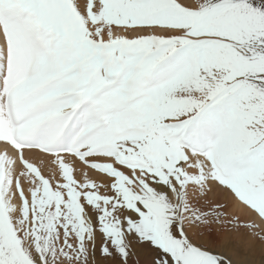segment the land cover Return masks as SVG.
I'll return each instance as SVG.
<instances>
[{
  "label": "snow or ice",
  "instance_id": "1",
  "mask_svg": "<svg viewBox=\"0 0 264 264\" xmlns=\"http://www.w3.org/2000/svg\"><path fill=\"white\" fill-rule=\"evenodd\" d=\"M0 264H264V0H0Z\"/></svg>",
  "mask_w": 264,
  "mask_h": 264
},
{
  "label": "rangeland",
  "instance_id": "2",
  "mask_svg": "<svg viewBox=\"0 0 264 264\" xmlns=\"http://www.w3.org/2000/svg\"><path fill=\"white\" fill-rule=\"evenodd\" d=\"M217 242L221 244L227 243L236 250L238 253L237 258L243 259V253L246 251L250 240L242 231L235 232L222 229L218 233Z\"/></svg>",
  "mask_w": 264,
  "mask_h": 264
}]
</instances>
